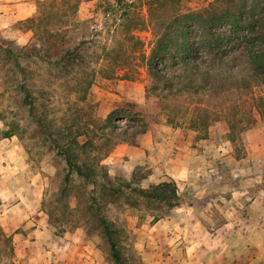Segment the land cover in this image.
I'll return each instance as SVG.
<instances>
[{"label": "rangeland", "instance_id": "obj_1", "mask_svg": "<svg viewBox=\"0 0 264 264\" xmlns=\"http://www.w3.org/2000/svg\"><path fill=\"white\" fill-rule=\"evenodd\" d=\"M122 4L0 0V264H264V75L245 68L258 39L195 23L194 76L110 73ZM134 34L148 54L152 30ZM84 38L100 59L66 70ZM173 187L176 207L160 197Z\"/></svg>", "mask_w": 264, "mask_h": 264}, {"label": "trees", "instance_id": "obj_2", "mask_svg": "<svg viewBox=\"0 0 264 264\" xmlns=\"http://www.w3.org/2000/svg\"><path fill=\"white\" fill-rule=\"evenodd\" d=\"M185 1L186 0H117V3L124 4H122V12L119 17V25L124 34L120 35V39L118 38L117 47L105 51L104 60L106 64H108V67H106L107 71L111 73L115 72L117 69H127V71H125V76L128 77L130 75L129 71L145 66L151 74H159L165 79L174 78L175 76H194V69L200 68L201 64L194 58H191L195 53V45L190 47L188 43L190 41V28L193 24L195 25V23H198L201 24L202 27H206V29L210 30L212 34H214L212 27L215 25H228L230 28L229 31H227L228 35L240 31L242 35L246 37L252 36L258 39L259 42H254L252 45L249 64L245 68L248 67L253 69L252 75L255 79L263 77L264 0H246L252 5L251 8L247 7L246 1L243 0H213L208 6L200 8L186 6L184 3ZM145 5H148L147 15L141 12L142 7ZM146 28H150L153 35L152 47L148 54H146V50L143 48L144 43L134 34V31ZM94 37L95 35L93 33L92 38ZM216 39L217 38L207 43L210 44L211 51L214 49H221V46L215 43ZM93 42L94 40H89V38L81 39L76 42L71 49L64 52L56 61L58 63H63L66 70L69 67L72 68L73 65L86 64L88 56L96 58L98 61L100 58L96 57V54L93 52H87L86 54L84 50L87 44ZM256 43L258 48L254 49V44ZM165 57H167V60ZM209 57V59H206L204 65L208 71H210L212 66H218L216 60H214V57L217 58L218 55L212 53ZM233 57L237 59L240 56L233 55ZM137 59L139 61H137ZM226 61L228 60L220 62V65H224ZM168 68H171L170 72ZM106 77L109 76L107 75ZM81 82H84L83 79ZM78 83L79 82H77V84ZM192 88L188 86L185 90H192L196 93L200 91L199 87L194 90ZM194 109L197 110L198 107ZM110 120L112 119H109V121ZM172 120L174 121L175 119ZM191 121L193 122V120ZM64 150L68 164L71 167L82 175L89 174V171L86 172L85 169L74 160L76 159V154H71L69 152L70 150L66 147ZM94 172L95 171L92 170V173ZM89 176L92 175L89 174ZM160 186H169V183L165 182ZM167 193L166 191L162 192L160 197L166 201L168 206L176 207L181 204L182 198L177 193L176 188L173 187L171 193ZM103 223L107 234L109 235L110 233L112 235L109 223L104 219ZM112 247L116 248L114 243ZM114 257L118 262L121 261L116 250H114Z\"/></svg>", "mask_w": 264, "mask_h": 264}]
</instances>
